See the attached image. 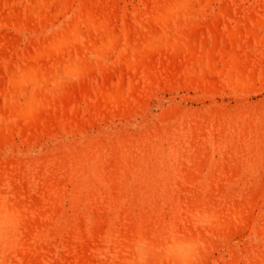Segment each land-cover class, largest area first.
<instances>
[{
    "label": "rangeland",
    "instance_id": "rangeland-1",
    "mask_svg": "<svg viewBox=\"0 0 264 264\" xmlns=\"http://www.w3.org/2000/svg\"><path fill=\"white\" fill-rule=\"evenodd\" d=\"M161 1L0 0V127L3 125V132L0 131V134L3 133L0 138V264H129V255L137 259V263L132 260L131 264H264L261 263L264 262V0H194V10H184L186 13H180V21L172 18L168 22L155 14ZM87 3L89 9L82 5ZM29 5L37 7L26 11ZM88 13L97 21L104 20V23L101 22L96 27L97 30L89 19L87 23L82 22L83 18L85 20L88 17ZM104 15L111 16L108 19ZM71 16L76 20L72 22ZM75 23L81 34L79 41L57 50L59 53L54 51L50 54L51 57L46 52L43 57H35V48L43 49L46 43L61 35L69 27L68 24ZM107 31L112 36L119 34L118 38H112L114 43L119 42H116L115 47L110 43L112 36ZM91 35L93 40L96 36L97 49L91 43ZM101 37L109 38L106 42L109 45L102 43ZM90 47L94 49L91 50ZM32 52L34 56H31ZM89 57L93 64L90 63L94 65L91 72L85 68H93L85 62L89 63ZM58 61H62L60 66ZM68 61L75 67L82 64L84 69L70 73L62 66ZM97 61L102 65L98 66ZM127 61L135 64L130 62L129 65ZM20 65L28 66L33 72L38 71L39 76L44 77L43 85L35 86L21 78L14 80L10 75L14 71L19 73L22 69ZM51 67L56 75H51ZM9 68L12 70L9 71ZM46 69L47 72H44ZM42 72L52 79L47 77L49 79L45 81V74ZM119 85L123 86L122 96L119 98L104 92L113 91ZM34 88L38 91L37 94L32 92L35 91ZM53 93L56 99L53 98ZM6 94L13 98L6 101ZM25 96H32L35 113H42L38 115V124L35 115L30 118L16 116L13 108L18 103V108L22 106ZM43 99L45 103L42 102ZM4 101L14 105L11 104L10 108ZM9 111L12 113L9 114ZM10 121L14 128L9 124ZM21 124H26L24 130L20 129ZM195 158L197 162L205 161L202 165L200 163V168H195ZM222 163L226 164L223 166ZM217 171L219 172L216 173ZM185 176H190L189 181ZM105 177L113 180V184ZM111 189L113 192H110ZM249 195L252 198L249 199ZM34 201L40 203L36 205ZM16 202L21 206L18 207ZM247 207L251 213H247ZM212 208L219 209V212H214ZM240 208L244 211L240 212ZM43 209H46L45 212ZM39 210L43 212H38ZM20 214L23 215L22 218ZM244 214L248 220L242 217ZM93 215H98V220ZM224 216L229 222L234 220L231 228ZM230 216L232 219H229ZM24 218L27 221L23 222ZM222 219L225 220L224 225ZM102 221L104 224L99 227ZM27 224L31 231H28ZM214 224L219 228H214ZM90 225L95 227L96 234L93 233L94 227ZM238 225L239 228L236 227ZM100 228L103 231L101 233ZM179 235L182 238L189 237L190 239L186 240V237L185 240L191 241L190 245L193 244L194 250L172 247L180 239ZM152 237L156 239L153 240ZM196 242L200 247L197 248ZM147 243L148 247L143 250ZM16 247L21 252L18 253ZM149 247L150 251H147ZM174 248L179 250V254L181 251L186 254L185 257L191 251V257L185 260L182 255L183 258L178 259L171 255ZM84 252L94 259H88L85 255L81 257ZM179 254L176 255L179 257Z\"/></svg>",
    "mask_w": 264,
    "mask_h": 264
},
{
    "label": "bare ground",
    "instance_id": "bare-ground-1",
    "mask_svg": "<svg viewBox=\"0 0 264 264\" xmlns=\"http://www.w3.org/2000/svg\"><path fill=\"white\" fill-rule=\"evenodd\" d=\"M34 1H35V0H34ZM36 1H37V0H36ZM49 1H50V0H49ZM56 1H57V0H56ZM63 1H64V0H63ZM193 1H194V0H162V1L157 5V8H156V9H157V12H155V14H156V16H158V17H159V16L164 17V18H165V21H167V22L169 21V19H172V18H173V19L175 18V20H179V21H180L181 19H180L179 17H181V16H180V15H181L180 13H181L182 11H183V12H184V10H191V11H192V10H194V8L196 7L195 1H194V2H193ZM86 2H87V1H86ZM68 4H69V3H68ZM194 4H195V5H194ZM35 5H38V2H35ZM35 5H34V6H30V5H29L30 8L28 7V8L26 9V11H27L28 9H31V7H32V10H33V9H36L35 7H37V6H35ZM62 5H63V3H62ZM82 5H85L88 9L90 8V7L87 6L88 3H87V4H82ZM89 5H91V4H89ZM64 6H66V5H64ZM38 7H39V6H38ZM92 7H94V6H92ZM92 7H91V8H92ZM95 7H97V5H95ZM103 8H104V7H103ZM154 8H155V6H154ZM80 9H81V8H80ZM82 9H83V8H82ZM95 9L97 10L98 7L95 8ZM95 9H94V10H95ZM107 9H108V8H107ZM107 9H106V11H107ZM152 10H153V9H152ZM91 11H92V9H91ZM91 11H90V13H91ZM85 12H86V9H85ZM87 12H88V11H87ZM94 12H96V11H94ZM38 13H39V12H38ZM83 13H84V10H83ZM152 13H153V11H152ZM184 13H186V12H184ZM188 13H189V12H188ZM192 13H193V12H192ZM88 14H89V13H88ZM95 14H96V13H95ZM102 14H103V13H102ZM105 14H106V13H105ZM74 15H75V14H74ZM79 15H80V14H79ZM98 15H99V14H98ZM148 15H149V14H148ZM91 16H92V13H91ZM91 16H90V14H89L87 18L85 17V20H86V19H87V20L85 21L84 18H83L82 22L87 23V21L89 22V20H90V22H92V23L94 24V25H93L94 28L97 30L96 27H97L98 25H101V22H103L104 20H103V21H99V20H98V21L100 22V23L98 24V23H97V22H98L97 19H96V18H93V17H91ZM93 16H94V15H93ZM104 16H105V17H108V19H109V17H110L111 15H109V16L104 15ZM184 16H185V15H184ZM71 17H72V16H71ZM100 17H101V16H100ZM188 17H189V16H188ZM74 18H75V17H74ZM74 18L72 17V18H70V20H72V22H73L74 20H76V19H74ZM101 18H102V17H101ZM81 19H82V18H81ZM88 19H89V20H88ZM99 19H100V18H99ZM100 20H101V19H100ZM107 22H108V20H107ZM95 23H96V24H95ZM103 23H104V22H103ZM103 23H102V25H103ZM78 24H79V23H78ZM68 25H69V27H67V29L64 30L63 33H62L61 35H59L55 40H54V39H53V41L50 40V42H49L48 44L45 42V43H46V46L43 47V49H41L40 47L35 48V49H36V51H35V53H36L35 55H36V56H35V57H37V56L39 57L40 55H41V57H43V56H44V52L48 53L49 56H50V54H51V53H54V51H57V50H59V49L62 50V49H64V48H66V47L68 46V44H70L71 42L79 41V40H80V37H81V34H80V32H79V31H80V30H79V26L76 25V23H75L76 26L73 25V24H71V25L68 24ZM89 25H90V23H89ZM107 25H108V24H107ZM93 26H92V27H93ZM77 27H78V29H77ZM85 27H86V26H85ZM98 27H99V26H98ZM104 27H105V26H103V28H104ZM108 27H109V26H108ZM88 28H89V30L91 29L90 27H88ZM78 30H79V31H78ZM98 30H99V28H98ZM108 30H109V28H108ZM81 31H82V30H81ZM90 31H91V30H90ZM112 31H114V30L112 29ZM107 32H108V31H107ZM81 33H82V32H81ZM91 33H92V32H91ZM105 33H106V32H105ZM82 34H83V33H82ZM107 34L109 35V32H108ZM111 34H112V33H111ZM113 34H114V33H113ZM88 35H89V34H88ZM104 35H106V34H104ZM83 36H84V35H83ZM99 36H103V35L99 34ZM109 36H112V35H109ZM109 36H108V37H109ZM113 37L118 38V37H119V34H114L110 39L107 38V37H105V38H104V37H103V38L101 37L102 39H100V40H101L102 43H105V44H106V42H107L108 39H109V40L112 41V42H110V43H111L112 45L114 44V47H115V44H116V42H118V41H115V43H114V41H113L114 39H112ZM89 38L92 39V35L89 36ZM89 38H88V39H89ZM98 38H99V37H98ZM85 39H86V38H85ZM95 40H96V36H95V39H94V40L92 39V42H91V43H94V45L96 44V41H97V40H96V41H95ZM118 40H119V39H118ZM93 41H94V42H93ZM97 42H98V41H97ZM84 43H85V42H84ZM118 43H119V42H118ZM97 44H98V43H97ZM97 44H96V45H97ZM94 45L91 44V46H94ZM96 45L94 46L95 48H96ZM99 45H100V44H99ZM99 45H98V46H99ZM106 45H109V42H108V44H106ZM94 47H90V49L92 50V49H94ZM112 47H113V46H112ZM39 48H40V49H39ZM123 48H124V47H123ZM96 49H97V48H96ZM70 50H71V49H70ZM79 50H80V49H79ZM81 50H82V49H81ZM71 51H72V50H71ZM94 51H95V50H94ZM57 52H58V51H57ZM77 52H78V51H77ZM79 52H80V51H79ZM42 53H43V55H42ZM58 53H59V52H58ZM33 54H34V52H32L31 56H34ZM100 54H101V53H100ZM53 55H54V54H53ZM106 55H108V54H106ZM58 56H59V55H58ZM50 57H51V56H50ZM89 58H90V57H89ZM68 59H69V58H68ZM81 59H82V58H81ZM60 60H61V59H60ZM62 60H63V59H62ZM69 60H70V59H69ZM100 60H101V59L99 58L98 61H100ZM127 60H128V59H127ZM133 60H134V59H133ZM64 61H65V60H64ZM80 61H81V60H80ZM82 61H83V60H82ZM91 61H92V60H91V58H90L89 63H87V61H85V62H86L87 65L90 64V65L92 66L93 62H91ZM98 61H97V63H98V66H99L100 62H98ZM210 61H211V59H210ZM54 62H55V61H54ZM58 62H59V61H58ZM60 62H62V61H60ZM60 62H59V64H58L59 66H60ZM68 62H69V63L62 64V66H64L65 69H67V71H69L70 73H75V72H77V71L80 72V70L82 71V69H84L81 63H80L81 65L78 64V65H76L77 67H75L72 63H70V61H68ZM74 62H75V61H74ZM85 62H84V63H85ZM90 62H91L92 64H91ZM103 62H105V61H103ZM130 62H132V64H135L133 61H127V63H128L129 65H130ZM136 62H137V60H136ZM76 63H77V61H76ZM84 63H83V64H84ZM95 63H96V62H95ZM232 63H233V61H232ZM86 64H84V65H86ZM207 64H208V63H207ZM72 65H73V66H72ZM87 65H86V66H87ZM90 65H89V66H90ZM100 65H102V64H100ZM209 65H210V63H209ZM234 65H237V63L234 62ZM20 66L22 67V69H21V67H20L21 70H20L19 73H15V71H14L11 75L9 74L14 80H17V79L21 78V79H23L24 82H26V83H33L35 86H40L41 84L43 85V83H42V77H43V76H42V77L39 76L38 71L33 72V71H31V70L29 69L28 66H26V67H23L22 65H20ZM93 66H94V65H93ZM93 66H92V67H93ZM33 67H34V66H33ZM57 67H58V66H57ZM57 67H56V69L58 70L59 68H57ZM85 68L88 69V70H87L88 72H91V69H92V70L94 69V67H93V68H90V69H89V67H85ZM37 69H38V68H37ZM52 69H53V68L51 67V69H50V73L52 72L51 75L54 74L53 71H52ZM79 69H80V70H79ZM8 70L10 71V70H12V68H9ZM13 70H14V69H13ZM57 70H56V71H57ZM59 70H60V69H59ZM59 70H58V71H59ZM89 70H90V71H89ZM58 71H57V72H58ZM83 71H84V70H83ZM17 72H18V71H17ZM44 72H47V69H46ZM44 72H42V73H43V75L45 74V78H46L45 81H48V79H49L51 76H49L48 74H46V73H44ZM57 72H55V73H57ZM8 73H9V72H8ZM59 73H61V72L59 71ZM81 73H82V72H81ZM61 74H62V73H61ZM54 75H56V74H54ZM79 76H80V74H79ZM47 77H49V78L47 79ZM55 77H56V76H55ZM43 78H44V77H43ZM51 79H52V77H51ZM59 80H61V78H59ZM53 82H54V81H53ZM55 82L57 83V80H56ZM59 82H60V81H59ZM46 83H47V82H46ZM67 83H68V82H67ZM120 84H123V83H120ZM42 85H41V86H42ZM44 85H45V84H44ZM45 86H46V85H45ZM20 87H21V86H20ZM20 87H19V88H20ZM43 87H44V86H43ZM115 87H116V86H115ZM122 87H123V86L119 85L118 87H116L115 90L112 89L113 91H110V92H109L108 90H105L104 92H108V93H107L108 95L111 94V95H113L115 98H119V96L122 94V89H123ZM40 89H42V88H40ZM10 90H11V89H10ZM34 90H35V91L32 90V92H35V93L37 94L38 91H36V88H34ZM51 90H53V89H51ZM103 90H104V89H103ZM6 91H7V90H6ZM25 91H26V90H25ZM49 91H50V89H49ZM101 91H102V90H101ZM7 92H8V91H7ZM16 92H17V91H16ZM53 92H54V91H53ZM13 93H14V95H15V92H13ZM13 93H12V94H13ZM21 93H22V92H21ZM44 93H47V92H44ZM57 93H58V92H57ZM128 93H129V92H128ZM128 93H127V95H128ZM49 94H50V93H48V95L46 94L47 97H48L47 102L50 100V99H49ZM96 94H97V93H96ZM107 94H106V95H107ZM10 95H11V94H10ZM40 95H41V94H40ZM5 96L7 97V98H6V101H7L8 99L10 100V98H13V96H9V94H6ZM21 96H22V95H21ZM43 96H44V95H43ZM102 96H104V95L102 94ZM113 96H112V97H113ZM121 96H122V95H121ZM18 97H19V96H18ZM26 97H27V98H26ZM31 97H32V96H31ZM31 97L25 96V97H24L25 99H24V101H23L24 104L18 108V106H19L18 104H19V103H18V104L15 103V104H17V106L14 107L13 109L16 111V116H17V115H20V117H22V115H23V116H25V117L28 116V118H30V116H34V115H35L34 117L36 118V119H35V120H36V124H38L39 116H40L42 113H41L40 111H38V108H37V111L40 112L41 114L39 115V114L35 113V110H34V109H35V106H34V102H35V101H32V98H31ZM44 97H45V96H44ZM47 97H46V98H47ZM54 97H55V95H54V93H53V98H54ZM104 97H106V96H104ZM40 98H41V97H40ZM115 98H114V99H115ZM14 99H15V97H14ZM19 99H20V98H19ZM55 99H56V97H55ZM55 99H54V100H55ZM43 100H44V101H42V102L45 103V99H43ZM120 100H121V99H120ZM6 101H4V103H6ZM111 101H112V100H111ZM121 101H122V100H121ZM116 102H117V101H116ZM48 103H49V102H48ZM117 103H118V102H117ZM11 104L14 105L12 102H10V105L8 104V102L6 103L7 106L9 105L8 107H10ZM20 105H21V104H20ZM37 105H38V104H37ZM42 106H43V105H42ZM49 106H50V105H49ZM261 106H262V105H261ZM0 107H1V106H0ZM4 107H6V106L4 105ZM55 107H57V105H55ZM10 108H11V107H10ZM50 108H51V107H49V109H50ZM255 108H256V107H255ZM255 108H254V109H255ZM258 108H259V107H258ZM16 109H17V110H16ZM44 109H45V108H44ZM10 110L12 111V109H10ZM14 110H13V114H14ZM39 110L42 111L43 109H40V108H39ZM45 110H46V109H45ZM55 110H56V109H55ZM167 110H168V109H167ZM1 111H2V110H1ZM5 111H6V109L4 108L3 112H5ZM11 111H9V112H10L9 114L12 113ZM49 111H50V110H49ZM57 111H58V108H57ZM57 111H55V112H57ZM247 111H248V110H247ZM55 112H54V114H56ZM258 112H260V110H258ZM57 113H58V112H57ZM256 113H257V112H256ZM261 113H262V112H261ZM13 114H12V115H13ZM163 114H165V112H163ZM166 114H167V113H166ZM248 114H249V113H248ZM252 114H253V113H252ZM258 114H259V113H258ZM1 115H2V114H1ZM4 115H5V113H4ZM14 115H15V114H14ZM38 115H39V116H38ZM56 115H57V114H56ZM56 115H55V117H56ZM168 115H169V114H168ZM168 115H167V116H168ZM259 115H260V114H259ZM263 115H264V114H263ZM207 116H208V115H207ZM218 116H219V115H218ZM239 116H240V115H239ZM5 117H6V116H5ZM46 117H47V116L45 115V119H46ZM163 117H165V115H164ZM202 117H203V116H202ZM231 117H232V116H231ZM17 118H18V116H17ZM191 118H192V117H191ZM191 118H190V119H191ZM211 118H212V117H211ZM222 118H223V117H222ZM245 118H246V117H245ZM231 119H232V118H231ZM256 119H257V118H256ZM46 120H47V119H46ZM196 120H197V119H196ZM207 120H208V118H207ZM207 120H206V122H207ZM228 120H229V119H228ZM240 120H241V119H240ZM243 120H244V119H243ZM247 120H248V119H247ZM254 120H255V119H254ZM258 120H259V119H258ZM0 121H1V120H0ZM28 121H29V120L27 119V124L29 123ZM42 121L44 122V120H42ZM203 121H204V120H203ZM214 121H216V120H214ZM255 121H256V120H255ZM1 122H2V121H1ZM7 122H8V121H7ZM7 122H6V123H7ZM19 122H20V121H19ZM34 122H35V121H34ZM187 122H188V121H187ZM197 122H198V121H197ZM223 122H224V121H223ZM244 122H245V121H244ZM259 122H260V121H259ZM261 122H262V121H261ZM189 123H190V122H189ZM195 123H196V122H195ZM229 123H230V121H229ZM9 124L12 125L11 121H10ZM31 124H32V123H31ZM190 124H191V123H190ZM203 124H204V123H203ZM205 124H206V123H205ZM209 124H210V123H209ZM220 124H221V123H220ZM235 124H237V123H235ZM11 125H10V126H11ZM19 125H20V124H19ZM21 125H22V124H21ZM25 125H26V124H25ZM25 125H22L23 128H22V126H20V127H21L20 129H23V130H24L25 127H26ZM186 125H187V123H186ZM195 125H196V124H195ZM210 125H211V124H210ZM229 125H230V124H229ZM237 125H238V124H237ZM237 125H236V126H237ZM247 125H248V124H247ZM255 125H256V124H255ZM31 126H32V125H31ZM34 126H35V125H34ZM36 126H37V125H36ZM183 126H184V125H183ZM202 126H203V125H202ZM240 126H241V125H240ZM5 127H6V126H5ZM11 127H13V125H12ZM212 127H213V126H212ZM222 127H223V126H222ZM229 127H230V126H229ZM229 127H228V128H229ZM255 127H256V126H255ZM261 127H262V126H261ZM13 128H14V127H13ZM188 128H189V127H188ZM191 128H192V127H191ZM191 128H189V129H191ZM196 128H198V127H196ZM208 128H209V127H208ZM208 128H207V129H208ZM236 128H238V127H236ZM240 128H241V127H240ZM257 128H258V127H257ZM1 129H3V125H2V124H1V127H0V131H1ZM7 129H8V128H7ZM7 129H6V130H7ZM176 129H177V128H176ZM181 129H182V128H181ZM248 129H249V127H248ZM23 130H22V131H23ZM158 130H159V129H158ZM194 130H195V129H194ZM194 130H193V131H194ZM199 130H200V129H199ZM199 130H198V132H199ZM226 130H227V129H226ZM226 130H225V131H226ZM235 130H236V129H235ZM238 130H239V129H238ZM242 130H243V129H242ZM10 131H12V130H10ZM164 131H165V129H164ZM189 131H190V130H188V132H189ZM195 131H196V130H195ZM200 131H201V130H200ZM248 131H249V130H248ZM251 131H252V128H251ZM1 132H3V131H1ZM12 132H13V131H12ZM167 132H168V131H167ZM185 132H187V131H185ZM208 132H209V130H208ZM218 132H220V131H218ZM232 132H233V129H232ZM246 132H247V131H246ZM246 132H245V133H246ZM252 132H253V131H252ZM20 133H21V132H20ZM23 133H24V131H23ZM241 133H242V132H241ZM241 133H240V134H241ZM257 133H258V132H257ZM263 133H264V132H263ZM2 134H3V133L0 134V135H1L0 138H2ZM6 134H8V133H6ZM198 134H199V133H198ZM198 134H197V135H198ZM237 134H238V133H237ZM250 134H251V133H250ZM157 135H158V134H157ZM189 135H190V134H189ZM193 135H195V133H193ZM193 135H192V136H193ZM213 135H214V134H213ZM226 135H227V133H226ZM229 135H230V134H229ZM245 135H247V134H245ZM163 136H164V135H163ZM185 136H186V135H185ZM203 136H205V135L203 134ZM224 136H225V135H224ZM233 136H234V134H233ZM243 136H244V135H243ZM261 136H262V135H261ZM182 137H183V136H182ZM190 137H191V136H190ZM193 137H194V136H193ZM211 137H212V136H211ZM211 137H210V138H211ZM214 137H215V136H214ZM219 137H220V136H219ZM226 137H227V136H226ZM226 137H225V138H226ZM248 137H249V135H248ZM248 137H247V138H248ZM255 137H256V136H255ZM257 137H258V136H257ZM188 138H189V137H188ZM196 138H197V137H196ZM229 138H230V137H229ZM239 138H240V137H239ZM247 138H246V139H247ZM259 138H260V137H258V139H259ZM125 139H126V138H125ZM130 139H131V138H130ZM173 139H174V138H173ZM182 139H183V138H182ZM184 139H186V137H185ZM190 139H191V138H190ZM197 139H199V141H200V138H199V137H198ZM215 139H217V138H215ZM237 139H238V137H237ZM244 139H245V138H244ZM244 139H243V140H244ZM261 139H262V138H261ZM263 139H264V138H263ZM128 140H129V139H128ZM132 140H133V139H132ZM186 140H188V139H186ZM219 140H221V139H219ZM223 140H226V139H223ZM241 140H242V139H241ZM120 141H121V140H120ZM130 141H131V140H130ZM182 141H183V140H182ZM189 141H190V140H189ZM193 141H194V140H193ZM195 141H196V140H195ZM197 141H198V140H197ZM212 141H213V140H212ZM212 141H211V142H212ZM226 141H228V140H226ZM226 141H225V142H226ZM203 142H204V141H203ZM221 142H222V141H221ZM252 142H253V141H252ZM118 143H119V142H118ZM123 143H124V142H123ZM182 143H183V142H182ZM190 143H192V142H190ZM196 143H198V142H196ZM196 143H195V144H196ZM204 143H205V142H204ZM213 143H214V142H213ZM216 143H217V142H216ZM218 143H219V142H218ZM230 143H233V142L230 141ZM236 143H238V142H236ZM254 143H255V141H254ZM258 143H259V142H258ZM113 144H114V143H113ZM138 144H139V143H138ZM184 144H185V142H184ZM240 144H241V142H240ZM244 144H246V142H245ZM249 144H250V143H249ZM129 145H130V144H129ZM142 145H143V144H142ZM144 145H145V144H144ZM144 145H143V146H144ZM177 145H178V144H177ZM188 145H189V144H188ZM196 145H197V144H196ZM200 145H201V144H200ZM205 145H206V144H205ZM205 145H204V146H205ZM214 145H215V144H214ZM230 145H231V144H230ZM234 145H235V144H234ZM252 145H253V144H252ZM257 145H258V144H257ZM110 146H111V145H110ZM114 146H115V145H114ZM125 146H126V144H125ZM132 146H133V145H132ZM134 146H135V145H134ZM139 146H140V145H139ZM164 146H165V145H164ZM193 146H194V145H193ZM202 146H203V145H202ZM210 146H211V145H210ZM217 146H218V145H217ZM219 146H220V145H219ZM239 146H241V145H239ZM247 146H248V145H247ZM105 147H107V146H105ZM126 147H127V146H126ZM128 147H129V146H128ZM135 147H137V146H135ZM146 147H147V146H146ZM173 147H174V146H173ZM232 147H233V146H232ZM235 147H236V146H235ZM259 147H261V146H259ZM110 148H111V147H110ZM110 148H109V149H110ZM112 148H113V146H112ZM121 148H122V147H121ZM138 148H139V147H138ZM147 148H148V147H147ZM150 148H151V147H150ZM177 148H178V147H177ZM181 148H182V146H181ZM186 148H187V147H186ZM218 148H219V147H218ZM240 148H241V147H240ZM252 148H253V147H252ZM129 149H130V148H129ZM184 149H185V146H184ZM204 149H206V148H204ZM227 149H228V148H227ZM241 149H242V148H241ZM110 150H111V149H110ZM116 150H117V149H116ZM139 150H140V149H139ZM178 150H179V149H178ZM182 150H183V149H182ZM207 150H208V149H207ZM237 150H238V149H237ZM111 151H112V150H111ZM117 151H118V150H117ZM130 151H131V150H130ZM189 151H192V150H189ZM194 151H196V150L194 149ZM201 151H203V150H201ZM218 151H219V150H218ZM246 151H247V150H246ZM261 151H262V150H261ZM65 152H66V151H65ZM123 152H124V151H123ZM127 152H128V151H127ZM140 152H141V150H140ZM146 152H147V151H146ZM152 152H153V151H152ZM207 152H208V151H207ZM224 152H225V151H224ZM242 152H243V151H242ZM242 152H241V153H242ZM248 152H249V151H248ZM254 152H255V151H254ZM257 152H258V151H256V153H257ZM148 153H149V152H148ZM179 153H180V152H179ZM230 153H231V152H230ZM237 153H238V151H237ZM241 153H240V154H241ZM106 154H108V153H106ZM127 154H128V153H127ZM182 154H183V153H182ZM188 154H189V152H188ZM224 154H225V153H224ZM224 154H223V155H224ZM240 154H239V155H240ZM242 154H243V153H242ZM79 155H80V154H79ZM149 155H150V153H149ZM180 155H181V154H180ZM189 155H191V153H190ZM193 155H194V154H193ZM205 155H208V154L205 153ZM249 155H251V153H250ZM66 156H67V155H66ZM68 156H69V155H68ZM174 156H175V155H174ZM196 156H197V155H195V157H196ZM228 156H229V155H228ZM232 156H233V155H232ZM232 156H230V157H232ZM236 156H237V155H236ZM236 156H234V157H236ZM240 156H241V155H240ZM244 156H245V155H244ZM246 156H247V155H246ZM252 156H253V154H252ZM260 156H261V155H260ZM73 157H74V156H73ZM122 157H123V156H122ZM176 157H177V156H176ZM185 157H186V156H185ZM197 157H198V156H197ZM204 157H206V156H204ZM226 157H227V156H226ZM248 157H249V156H248ZM123 158H124V157H123ZM146 158H148V157H146ZM165 158H166V157H165ZM190 158H191V156H190ZM190 158H189V159H190ZM210 158H211V157H210ZM254 158H255V157H254ZM81 159H82V158H81ZM115 159H116V158H115ZM174 159H177V158H174ZM181 159L183 160L182 157H181ZM184 159H185V158H184ZM189 159H188V160H189ZM202 159H203V158H202ZM205 159H206V158H205ZM221 159H222V158H221ZM238 159H239V158H238ZM245 159H247V158H245ZM248 159H249V158H248ZM258 159H259V158H258ZM47 160H48V159H47ZM47 160H46V161H47ZM126 160H127V158H126ZM182 160H181V161H182ZM192 160H193V159H192ZM192 160H191V161H192ZM194 160L196 161V162H195V163H196V164H195V168H200V163H201V165H202V164L205 162V161H204V162H197L196 158H195ZM199 160H200V158H199ZM199 160H198V161H199ZM208 160H209V159H208ZM228 160H229V159H228ZM241 160H242V159H241ZM249 160H250V159H249ZM262 160H263V158H262ZM63 161H64V160H63ZM69 161H70V160H69ZM81 161H82V160H81ZM101 161H102V160H101ZM127 161H128V160H127ZM177 161H178V160H177ZM177 161H176V162H177ZM186 161H187V160H186ZM230 161H232V160H230ZM235 161H236V160H235ZM235 161H234V162H235ZM237 161L239 162V160H237ZM263 161H264V160H263ZM125 162H126V161H125ZM174 162H175V161H174ZM193 162H194V161H193ZM214 162H215V161H214ZM238 162H237V163H238ZM240 162H241V161H240ZM62 163H63V162H62ZM79 163H80V162H79ZM177 163H178V162H177ZM177 163H176V164H177ZM183 163H184V162H183ZM189 163H190V162H189ZM191 163H192V162H191ZM191 163H190V164H191ZM217 163H218V162H217ZM227 163H228V161H227ZM237 163H236V165H237ZM248 163H249V162H248ZM49 164H50V163H49ZM80 164H81V163H80ZM103 164H104V163H103ZM118 164H119V163H118ZM185 164H186V163H185ZM215 164H216V163H215ZM219 164H221V163L219 162ZM222 164H223V166H224L226 163H225V164L222 163ZM230 164H231V163H230ZM233 164H234V163H233ZM246 164H247V163H246ZM251 164H252V163H251ZM113 165H114V164H113ZM172 165H173V164H172ZM193 165H194V163H193ZM216 165H217V164H216ZM236 165H235V166H236ZM255 165H256V162H255ZM22 166H23V165H22ZM48 166H49V165H48ZM65 166H66V165H65ZM104 166H105V165H104ZM104 166H103V167H104ZM111 166H112V165H111ZM119 166H120V165H119ZM184 166H185V165H184ZM190 166H191V165H190ZM214 166H215V165H214ZM217 166H218V165H217ZM233 166H234V165H233ZM256 166H257V165H256ZM263 166H264V165H263ZM63 167H64V166H63ZM122 167H123V164H122ZM174 167H176V166H174ZM180 167H181V165L179 166V168H180ZM182 167H183V166H182ZM192 167H194V166H192ZM237 167H239V165H237ZM243 167H244V166H243ZM261 167H262V166H261ZM41 168H42V167H41ZM70 168H71V167H70ZM179 168H178V169H179ZM183 168H184V167H183ZM213 168H214V167H213ZM225 168H226V167H225ZM232 168H233V167H232ZM252 168H253V167H252ZM262 168H263V167H262ZM1 169H2V168H1ZM14 169H15V168H14ZM57 169H58V168H57ZM84 169H85V168H84ZM87 169H88V168H87ZM117 169H118V168H117ZM229 169H230V168H229ZM241 169H242V168H241ZM246 169H247V168H246ZM255 169H256V167H255ZM263 169H264V168H263ZM104 170H105V169H104ZM115 170H116V169H115ZM176 170H177V169H176ZM182 170H183V169H182ZM187 170H188V169H187ZM215 170H217V167H216ZM223 170H226V169H223ZM233 170H234V169H233ZM233 170H232V171H233ZM235 170H236V167H235ZM235 170H234L233 172H235ZM257 170H258V168H257ZM76 171H77V170H76ZM119 171H120V170H119ZM170 171H171V170H170ZM232 171H230V172L233 173ZM241 171H242V170H241ZM0 172H1V171H0ZM59 172H60V171H59ZM83 172H84V171H83ZM95 172H96V171H95ZM102 172H103V171H102ZM124 172H125V171H124ZM176 172H177V171H176ZM212 172H213V169H212ZM218 172H219V171H217L216 173H218ZM236 172H238V170H237ZM50 173H51V172H50ZM103 173H104V172H103ZM103 173H102V174H103ZM112 173H114V170H113ZM183 173H184V172H183ZM201 173H202V172H201ZM209 173H211V172H209ZM209 173H208V174H209ZM228 173H229V172H228ZM231 173H230V174H231ZM258 173H259V172H258ZM53 174H54V173H53ZM87 174H88V172H87ZM212 174H213V173H212ZM214 174H215V173H214ZM234 174H235V173H234ZM245 174H246V173H245ZM24 175H25V174H24ZM42 175H43V174H42ZM48 175H49V174H48ZM54 175H55V174H54ZM72 175H74V174H72ZM178 175H179V174H178ZM180 175H181V174H180ZM188 175H189V174H188ZM238 175H239V174H238ZM254 175H255V174H254ZM256 175H258V174H256ZM259 175H260V174H259ZM43 176H44V175H43ZM83 176H84V175H83ZM97 176H98V175H97ZM102 176H103V175H102ZM108 176H110V175H108ZM161 176H162V175H161ZM183 176H184V175H183ZM183 176H182V177H183ZM227 176H228V175H227ZM227 176H226V178H227ZM116 177H117V176H116ZM170 177H171V176H170ZM186 177H187V176H185V179L189 181L190 176L188 177L189 179L186 178ZM196 177H198V175H197ZM213 177H214V176H213ZM222 177H223V174H222ZM252 177H253V176H252ZM260 177H261V176H260ZM40 178H41V177H40ZM86 178H89V177H86ZM97 178H98V177H97ZM105 178L109 179V181H110V178H108V177H105ZM117 178H118V177H117ZM139 178H140V177H139ZM174 178H175V177H174ZM202 178H203V177H202ZM209 178H210V177H209ZM233 178H234V177H233ZM241 178H242V177H241ZM241 178H240V179H241ZM248 178H249V177H248ZM257 178H258V177L256 176V179H257ZM47 179H48V178H47ZM54 179H55V178H54ZM120 179H121V177H120ZM123 179H124V178H123ZM151 179H152V178H151ZM171 179H172V178H171ZM175 179H176V178H175ZM177 179H178V177H177ZM177 179H176V180H177ZM181 179H182V178H181ZM183 179H184V178H183ZM200 179H201V178H200ZM229 179H230V178H229ZM243 179H244V178H243ZM254 179H255V178H254ZM260 179H261V178H260ZM42 180H43V179H42ZM45 180H46V179H45ZM88 180H89V179H88ZM90 180H91V178H90ZM136 180H137V179H136ZM261 180H262V179H261ZM49 181H50V180H49ZM53 181H54V180H53ZM57 181H58V180H57ZM120 181H121V180H120ZM129 181H130V180H129ZM194 181H195V180H194ZM212 181H213V180H212ZM250 181H251V180H250ZM254 181H255V180H254ZM100 182H101V180H100ZM110 182H112V184H113V180H111ZM115 182H117V181H115ZM215 182H216V181H215ZM230 182H232V181H230ZM244 182H245V181H244ZM34 183H35V182H34ZM40 183H41V182H40ZM54 183H55V182H54ZM58 183H59V182H58ZM105 183H106V182H105ZM246 183H247V182H246ZM41 184H42V183H41ZM45 184H46V183H45ZM56 184H57V183H56ZM94 184H96V183H94ZM112 184H110V185H112ZM173 184H174V183H173ZM251 184H252V182H251ZM251 184H249V185H251ZM260 184H261V183H260ZM42 185H43V184H42ZM76 185H77V184H76ZM82 185H83V184H82ZM85 185H86V184H85ZM107 185H108V183H107ZM130 185H131V184H130ZM169 185H170V184H169ZM244 185H245V184H244ZM256 185H257V183H256ZM46 186L48 187L49 184H46ZM59 186H60V185H59ZM96 186H97V185H96ZM102 186H103V185H102ZM104 186H105V185H104ZM112 186H113V185H112ZM124 186H125V185H124ZM164 186H165V185H164ZM176 186H177V184H176ZM259 186H260V185H258V187H259ZM76 187H77V186H76ZM76 187H75V188H76ZM86 187H87V186H86ZM92 187H93V186H92ZM110 187H111V186H110ZM110 187H109V188H110ZM115 187H116V186H115ZM160 187H161V186H160ZM220 187H221V186H220ZM249 187H251V186H249ZM256 187H257V186H256ZM256 187H255V188H256ZM129 188L132 189V187H129ZM129 188H128L127 190H129ZM152 188H153V187H152ZM184 188H185V187H184ZM218 188H219V187H218ZM240 188H242V186H241ZM80 189H82V188H80ZM87 189H89V188L87 187ZM103 189H104V188H103ZM123 189H125V188H123ZM186 189H187V188H186ZM193 189H194V188H193ZM247 189H248V187H247ZM57 190H58V188H57ZM90 190H92V189H90ZM121 190H122V189H121ZM132 190H133V189H132ZM209 190H210V189H209ZM223 190H224V189H223ZM249 190H251V189H249ZM255 190H256V189H255ZM255 190H254V191H255ZM1 191H2V190H1ZM45 191H46V190H45ZM81 191H82V190H81ZM95 191H96V190H95ZM97 191H99V189H98ZM100 191H102V189H100ZM111 191H112V189L110 190V192H111ZM239 191H241V190H239ZM258 191H260V190H258ZM261 191H262V190H261ZM58 192H59V191H58ZM74 192H75V191H74ZM88 192H89V190H88ZM92 192H94V191H92ZM112 192H113V191H112ZM122 192H123V191H122ZM122 192H121V193H122ZM132 192H133V191H132ZM132 192H131V193H132ZM159 192H160V190H159ZM245 192H246V191H245ZM245 192H244V195H245ZM249 192H250V191H249ZM249 192L247 191V193H249ZM256 192H257V190H256ZM256 192H254L255 195H256ZM40 193H41V192H40ZM47 193H48V192H47ZM79 193H80V191H79ZM104 193H105V192H104ZM114 193H115V192H114ZM145 193H147V192H145ZM240 193H241V192H240ZM240 193H239V194H240ZM62 194H63V193H62ZM102 194H103V192H102ZM115 194H116V193H115ZM224 194H225V193H224ZM232 194H233V193H232ZM234 194H235V193H234ZM2 195H3V194H2ZM103 195H104V194H103ZM110 195H111V194H110ZM120 195H121V194H120ZM126 195H127V194H126ZM130 195H132V194H130ZM166 195H167V194H166ZM244 195H243V196H244ZM250 195H251V194H250ZM250 195H249V199L252 198V196L250 197ZM49 196L51 197L50 194H49ZM89 196H90V195H89ZM89 196H88V197H89ZM94 196H95V195H94ZM104 196H105V195H104ZM104 196H103V197H104ZM114 196H115V195H114ZM116 196H117V195H116ZM116 196H115V197H116ZM141 196H142V195H141ZM147 196H148V195H147ZM162 196H163V195H162ZM167 196H168V195H167ZM167 196H166V197H167ZM236 196H237V193H236ZM243 196H241V197L243 198ZM257 196H258V195H257ZM259 196H260V195H259ZM44 197H45V196H44ZM59 197H60V196H59ZM85 197H86V196H85ZM105 197H106V196H105ZM134 197H135V196H134ZM232 197H233V196H232ZM238 197H239V196H238ZM253 197H254V199H255V196H253ZM6 198H8V197L6 196ZM9 198H11V197H9ZM54 198H55V196H54ZM79 198H80V196H79ZM98 198H100V197H98ZM117 198L119 199V197H117ZM127 198H128V197H127ZM131 198H132V197H131ZM55 199H56V198H55ZM60 199H61V198H60ZM63 199H64V198H63ZM83 199H84V197H83ZM85 199H86V198H85ZM90 199H91V198H90ZM94 199H95V198H94ZM96 199H97V198H96ZM123 199H124V198H123ZM146 199H147V198H146ZM152 199H153V198H152ZM188 199H189V198H188ZM213 199H214V198H213ZM231 199H232V198H231ZM233 199H234V198H233ZM240 199H241V198H240ZM246 199H247V198H246ZM254 199H253V200H254ZM18 200H19V199H18ZM50 200H52V199H50ZM111 200H112V197H111ZM121 200H122V199H121ZM131 200H132V199H131ZM170 200H171V199H170ZM223 200H224V199H223ZM235 200H236V199H235ZM9 201H10V200H9ZM19 201H20V200H19ZM32 201H33V200H32ZM35 201H36V199H35ZM35 201H34V203H35ZM59 201H60V200H59ZM102 201H103V199H102ZM106 201H107V200H106ZM113 201H114V200H113ZM118 201H119V200H118ZM155 201H156V200H155ZM155 201H154V202H155ZM232 201H233V200H232ZM247 201H248V200H247ZM250 201H251V200H250ZM258 201H259V200H258ZM21 202H22V201H21ZM24 202H25V201H24ZM51 202H52V201H51ZM116 202H117V201H116ZM122 202H123V200H122ZM122 202H121V203H122ZM134 202H135V201H134ZM185 202H186V201H185ZM230 202H231V201H230ZM260 202H261V201H260ZM2 203H3V202H2ZM18 203H19V202H18ZM22 203H23V202H22ZM32 203H33V202H32ZM36 203L39 204L40 201H39V203H38V202H36ZM36 203H35V204H36ZM46 203H47V202H46ZM54 203H55V202H54ZM85 203H87V202H85ZM89 203H90V202H89ZM99 203H100V202H99ZM102 203H103V202H102ZM119 203H120V202H119ZM119 203H118V204H119ZM140 203H142V202H140ZM222 203H223V202H222ZM225 203H226V201H225ZM237 203H238V202H237ZM243 203H245V202H243ZM252 203H253V202H252ZM15 204H17V202H16ZM24 204H25V203H24ZM29 204H31V203H29ZM37 204H36V205H37ZM52 204H53V203H52ZM97 204H98V203H97ZM112 204H113V203H112ZM116 204H117V203H116ZM116 204H115V205H116ZM238 204H239V203H238ZM258 204H259V203H258ZM7 205H8V204H7ZM17 205H18V204H17ZM19 205H20V204H19ZM19 205H18V207H19ZM36 205H35V206H36ZM87 205H88V204H87ZM92 205H94V204H92ZM125 205H126V204H125ZM128 205H129V204H128ZM229 205H230V204H229ZM229 205H228V206H229ZM244 205H246V204H244ZM15 206H16V205H15ZM20 206H21V205H20ZM29 206H32V205H29ZM29 206H28V207H29ZM110 206H111V205H110ZM198 206H199V204H198ZM213 206L215 207V205H213ZM223 206H224V205H223ZM246 206H247V205H246ZM246 206H244V207H246ZM252 206H253V205H252ZM25 207H26V206H25ZM52 207H53L54 209L57 208L56 205H55L56 208H55L54 206H52ZM107 207H108V206H107ZM129 207H130V206H129ZM136 207H137V206H136ZM209 207H210V206H209ZM216 207H217V206H216ZM242 207H243V206H242ZM242 207H241V208H242ZM249 207H250V206H249ZM249 207H247V209H249ZM26 208H27V207H26ZM92 208H93V207H92ZM109 208H110V207H109ZM118 208H119V207H118ZM154 208H155V207H154ZM169 208H170V207H169ZM200 208H201V207H200ZM234 208L236 209V205H235ZM241 208H240V210H241ZM87 209H88V207H87ZM101 209H102V208H101ZM137 209H138V207H137ZM144 209H145V208H144ZM212 209L214 210V212L217 210V209H214V208H212ZM225 209H227V208H225ZM229 209L231 210V208H229ZM8 210H9V209H8ZM44 210H46V209H43V211H44ZM56 210H57V209H56ZM81 210H82V209H81ZM122 210L124 211L123 207H122ZM197 210L200 211V209H197ZM202 210H203V209H202ZM205 210H206V209H205ZM218 210H219V209H218ZM218 210H217V211H218ZM221 210H222V209H221ZM238 210H239V208H238ZM242 210H243V209H242ZM242 210H241L240 212H243V211H244V210H243V211H242ZM245 210H246V209H245ZM21 211H22V210H21ZM43 211H42V210H39L38 212H41V213H42ZM78 211H79V210H78ZM93 211H94V210H93ZM107 211H108V210H107ZM114 211H115V210H114ZM207 211H209V209H208ZM235 211H237V210H235ZM258 211H259V210H258ZM22 212H23V211H22ZM32 212H33V211H32ZM44 212H45V211H44ZM79 212H80V211H79ZM105 212H106V211H105ZM128 212H129V211H128ZM138 212H139V211H138ZM174 212H175V211H174ZM218 212H219V211H218ZM225 212H226V211H225ZM228 212H229V211H228ZM230 212H232V211H230ZM245 212H246V211H245ZM245 212H244V213H245ZM248 212L251 213L250 209L247 210V213H248ZM254 212H255V211H254ZM20 213H21V212H20ZM88 213H89V212H87V214H88ZM90 213H91V212H90ZM93 213H94V212H93ZM100 213H101V212H100ZM102 213H103V212H102ZM116 213H117V212H116ZM122 213H123V212H122ZM129 213H130V212H129ZM139 213H140V212H139ZM193 213H194V212H193ZM252 213H253V212H252ZM91 214H92V213H91ZM95 214H96V213H95ZM112 214H113V213H112ZM134 214H135V213H134ZM143 214H144V213H143ZM200 214H201V213H200ZM211 214H212V213H211ZM213 214H214V213H213ZM228 214H229V213H228ZM258 214H259V213H258ZM20 215H21V214H20ZM45 215H46V214H45ZM107 215H109V214H107ZM115 215H116V214H115ZM206 215H207V213H206ZM218 215H219V214H218ZM229 215H230V214H229ZM246 215H247V214H246ZM261 215H262V214H261ZM22 216H23V215H21V218H22ZM34 216H35V215H34ZM40 216H41V214H40ZM84 216H85V215H84ZM93 216H94V215H93ZM97 216H98V215H97ZM97 216H96V217L94 216V217L96 218V220H98V219H97ZM113 216H114V215H112V217H113ZM118 216H119V215H118ZM142 216H143V215H142ZM197 216H199V215H197ZM219 216H223V215H219ZM235 216H236V214H235ZM241 216H242V215H241ZM255 216H256V215H255ZM258 216H259V215H258ZM10 217H11V216H10ZM135 217H136V216H135ZM147 217H149V216H147ZM242 217L247 218V220L249 219L247 216H245V214H244ZM249 217H250V216H249ZM33 218H34V217H33ZM35 218L37 219L36 216H35ZM35 218H34V219H35ZM88 218H89V217H88ZM100 218H101V217H100ZM120 218H121V217H119V219H120ZM136 218H137V217H136ZM215 218H216V217H215ZM230 218H231V216L229 217V219H230ZM237 218H238V217H237ZM244 218H243V219H244ZM252 218H253V216H252ZM263 218H264V216H263ZM106 219H107V218H106ZM123 219H124V218H123ZM132 219H133V218H132ZM142 219H143V218H142ZM144 219H145V218H144ZM206 219H207V218H206ZM218 219H219V218H218ZM224 219L227 220V217L225 218V216H224ZM231 219H232V218H231ZM254 219H255V217H254ZM96 220H95V222H96ZM107 220H108V219H107ZM136 220H137V219H136ZM149 220H150V219H149ZM204 220H205V219H204ZM225 220L222 219V225L225 224V223L223 224V221H225ZM236 220H237V219H236ZM240 220H241V219H240ZM22 221L25 222V221H27V220L24 218V220H22ZM29 221H30V223L32 222L31 220H29ZM41 221H42V219H41ZM45 221H46V220H45ZM69 221H70V220H69ZM82 221H83V220H82ZM90 221H91V220H90ZM93 221H94V220H93ZM115 221H116V220H115ZM121 221H122V219H121ZM121 221H119V222H121ZM133 221H134V220H133ZM143 221H144V220H143ZM212 221H213V220H212ZM215 221H216V220H215ZM215 221H214V222H215ZM233 221H234V220H233ZM233 221H231V222H233ZM243 221H244V220H243ZM252 221H253V220H252ZM11 222H12V221H11ZM74 222H75V221H74ZM76 222H77V221H76ZM80 222H81V221H80ZM102 222H103V221H102ZM102 222L100 223V225H98V223H99V221H98V223H97L96 225H98V226L100 227V226H102V225L104 224V222H103V223H102ZM137 222L139 223V221H137ZM210 222H211V221H210ZM225 222L227 223V222H229V221L227 220V221H225ZM231 222H229V224H230V228L232 227V226H231ZM238 222H239V220H238ZM246 222H247V221H246ZM254 222H256V221H254ZM257 222H258V221H257ZM260 222L262 223V221H260ZM19 223H20V222H19ZM45 223H46V222H45ZM121 223H122V222H121ZM124 223H125V221H124ZM129 223H130V222H129ZM145 223H146V222H145ZM204 223H205V222H204ZM215 223H216V222H215ZM25 224H26V223H25ZM67 224H69V223H67ZM73 224H75V223H73ZM77 224H78V223H77ZM91 224H92V223H91ZM94 224H95V223H94ZM107 224H108V223H107ZM112 224H113V223H112ZM119 224H120V223H118V225H119ZM218 224L220 225L221 223H218ZM235 224H236V223H235ZM237 224H238V223H237ZM245 224H246V223H245ZM38 225H39V222L37 223V226H38ZM120 225H122V224H120ZM128 225H129V224H128ZM160 225H161V224H160ZM232 225H233V224H232ZM263 225H264V224H263ZM263 225H262V226H263ZM27 226H28V231H29V230L31 231V229H29V227H30L29 224H27ZM69 226H70V225H69ZM79 226H80V224H79ZM85 226H86V225H85ZM90 226H93V225H90ZM106 226H107V225H106ZM109 226H110V225H109ZM213 226H215L214 228L218 227V226L215 225V224H214ZM242 226H244V224H243ZM252 226H253V224H252ZM259 226H260V225H259ZM35 227H36V226H35ZM93 227H94V226H93ZM96 227H97V226H96ZM99 227H97V229H99ZM110 227H111V226H110ZM112 227H113V226H112ZM128 227H129V226H128ZM132 227H134V226H132ZM177 227H178V226H177ZM205 227H206V226H205ZM209 227H211V226H209ZM228 227H229V225H228ZM236 227L239 228V225L236 226ZM263 227H264V226H263ZM31 228H32V227H31ZM38 228H39V227H38ZM38 228H37V229H38ZM91 228H92V227H91ZM107 228H108V227H107ZM116 228H117V227H116ZM121 228H122V226H121ZM137 228H138V226H137ZM139 228H140V227H139ZM178 228H179V227H178ZM214 228H213V229H214ZM218 228H219V227H218ZM241 228H242V227H241ZM257 228H258V226H257ZM261 228H262V227H261ZM26 229H27V228H26ZM46 229H47V228H46ZM126 229H127L126 231H128V228H126ZM168 229H169V228H168ZM208 229H209V228H208ZM221 229H222V228H221ZM226 229H227V227H226ZM262 229H264V228H262ZM32 230H33V228H32ZM64 230H65V229H64ZM79 230H83V229H79ZM131 230H132V229H131ZM188 230H189V229H188ZM219 230H220V229H219ZM219 230H218V232H220ZM223 230H224V229H223ZM257 230L259 231V229H257ZM36 231H37V230H36ZM70 231H71V230H70ZM77 231H78V230H77ZM95 231H96V229H95V227H94L93 233H94ZM101 231H102V230H101V228H100V233H101ZM121 231H122V229H121ZM121 231H120V234H121ZM191 231H192V230H191ZM198 231H199V229H198ZM213 231H214V230H213ZM260 231H261V230H260ZM48 232H49V231H48ZM48 232H47V233H48ZM71 232L73 233V231H71ZM78 232H79V231H78ZM89 232H90V231H89ZM102 232H103V231H102ZM108 232H109V231H108ZM115 232H116V231H115ZM117 232H118V230H117ZM122 232H123V231H122ZM158 232H159V231H158ZM185 232H186V231H185ZM200 232H201V231H200ZM218 232H217V233H218ZM232 232H233V231H232ZM262 232H263V231H262ZM28 233H29V232H28ZM30 233H31V232H30ZM84 233H85V232H84ZM105 233H106V232H105ZM141 233H142V232H141ZM141 233H140V234H141ZM191 233H192V236H193V232H191ZM202 233H203V232H202ZM80 234H81V233H80ZM91 234H92V233H91ZM94 234H96V232H95ZM131 234H132V233H131ZM147 234H148V233H147ZM184 234H185V233H184ZM194 234H195V233H194ZM27 235H28V234H27ZM82 235H83V234H82ZM109 235H110V234H109ZM112 235H113V234H112ZM121 235H122V234H121ZM125 235H128V236H129V234H126V233H125ZM141 235H143V234H141ZM141 235H140V236H141ZM185 235H187V233H186ZM254 235H255V234H254ZM24 236H25V234H24ZM65 236H66V235H65ZM65 236H64V237H65ZM73 236H74V235H73ZM106 236H107V235H106ZM128 236H126V237H128ZM130 236H131V235H130ZM145 236H146V235H145ZM150 236H151V235H150ZM187 236H189V234H188ZM187 236H186V237H187ZM199 236H200V235H199ZM69 237H70V234H69ZM69 237H68V238H69ZM78 237H79V236H78ZM89 237H90V236H89ZM92 237H93V236H92ZM120 237H121V236H120ZM132 237H133V235H132ZM134 237H135V236H134ZM147 237H148V236H147ZM155 237H156V236H155ZM161 237H162V236H161ZM167 237H168V236H167ZM174 237H175V236H174ZM177 237H178V236H177ZM182 237H183V236L179 235L178 238H180V239L177 240V241H175L173 244L171 243V244H172L171 246H172V247H174V246H175V247H179V248H181L182 250H184V249L188 250L189 248H192L191 250H194L193 244H192V246L190 245L191 241H190V240H189V242L186 241V240H188L189 237H187V238H186V237L182 238ZM211 237H212V236H211ZM263 237H264V236H263ZM27 238H29V236H27ZM27 238H26V239H27ZM32 238H33V237H32ZM68 238H67V239H68ZM81 238H82V237H81ZM128 238H129V237H128ZM165 238H166V237H165ZM185 238H186V240H185ZM191 238H192V237H191ZM198 238H199V237H198ZM198 238H197V239H198ZM19 239H20V238H19ZM109 239H110V238H109ZM129 239H130V238H129ZM132 239H133V238H132ZM149 239H150V237H149ZM152 239L155 240L156 238L154 239V237H152ZM175 239H177V238H175ZM175 239H174V240H175ZM181 239H182V241H180ZM189 239H190V238H189ZM193 239H194V237H193ZM201 239H202V238H201ZM27 240H28V239H27ZM34 240H35V239H34ZM39 240H40V239H39ZM41 240H42V239H41ZM85 240H86V239H85ZM110 240H111V239H110ZM112 240H113V239H112ZM143 240H144V239H143ZM166 240L168 241V239H166ZM194 240H195V239H194ZM203 240H204V239H203ZM254 240H255V239H254ZM24 241H25V244H26V240H25V239H24ZM24 241H23V242H24ZM32 241H33V240H32ZM66 241H68V240H66ZM69 241H70V239H69ZM69 241H68V242H69ZM87 241H88V240H87ZM157 241H158V239H157ZM208 241H209V240H208ZM39 242H40V241H39ZM122 242L124 243L125 241H122ZM152 242H153V241H152ZM213 242H214V240H213ZM251 242H252V241H251ZM256 242H258V241H256ZM17 243H18V242H16V244H17ZM29 243H30V242H29ZM70 243H72V242H70ZM148 243H149V242H148ZM148 243L146 244V246H143V250L146 249V247H148ZM2 244H3V241H2ZM74 244H75V243H74ZM88 244H89V243H88ZM125 244H126V243H125ZM125 244H124V245H125ZM154 244H155V243H154ZM253 244H254V243H253ZM263 244H264V243H263ZM27 245H28V244H27ZM127 245H128V244H127ZM127 245H126V246H127ZM202 245H203V244H202ZM24 246H25V245H24ZM28 246H30V245H28ZM36 246H37V245H36ZM40 246H41V245H40ZM113 246H114V245H113ZM131 246H132V245H131ZM150 246H151V245H150ZM153 246H154V245H153ZM157 246H158V243H157ZM196 246H197V242H196ZM249 246H250V245H249ZM249 246H248V247H249ZM257 246H258V245H257ZM12 247H13V246H12ZM30 247H31V246H30ZM37 247H38V246H37ZM44 247H45V246H44ZM166 247H167V246H166ZM198 247H200V246H197V248H198ZM259 247H260V246H259ZM4 248H5V247H4ZM16 248H17V247H16ZM49 248H50V247H49ZM73 248H74V247H73ZM132 248H133V247H132ZM151 248H152V247H151ZM163 248H165V247H163ZM170 248H171V247H170ZM242 248H243V247H242ZM253 248H254V246H253ZM255 248H256V247H255ZM7 249H8V248H7ZM23 249H24V248H23ZM25 249H26V248H25ZM29 249H30V248H29ZM70 249H71V248H70ZM75 249H76V247H75ZM137 249H138V248H137ZM256 249H257V248H256ZM30 250H31V249H30ZM131 250H132V249H131ZM143 250H142V252H143ZM166 250H167V249H166ZM24 251H25V250H23V252H24ZM83 251H85V250H83ZM129 251H130V250H129ZM147 251H150V247H149V249H148ZM152 251H154V250H152ZM169 251H170V252H169V254H170V253H171V250H169ZM189 251H190V250H189ZM198 251H199V249H198ZM3 252H4V251H3ZM6 252H7V251H5V253H6ZM15 252H16V251H15ZM17 252L19 253V252H21V250H18V248H17ZM25 252H26V251H25ZM25 252H24V253H25ZM145 252H146V251H145ZM177 252H178V253H177ZM196 252H197V251H196ZM257 252H258V251H257ZM260 252H261V251H260ZM24 253H23V255H24ZM26 253H27V252H26ZM34 253H35V251H34ZM79 253H80V252H79ZM133 253H136V252H133ZM143 253H144V252H143ZM173 253H174V254H173ZM173 253H172L171 255H175V256H177L178 259H181V258H183V256H184V258H185V260H186V259H189V256H190V254H191L192 252L190 251L189 256L187 255V257H185L186 254L184 255V253H183L182 251H181V254H179V250L177 251V249L174 248ZM175 253H176V254H179V257H180V256H181V257L179 258L178 255H176ZM241 253H242V252H241ZM253 253H255V252H253ZM262 253H264V252H262ZM15 254L17 255V253H15ZM20 254H21V253H20ZM28 254H29V252H28ZM37 254H40V253H37ZM37 254H36V255H37ZM193 254L195 255L194 252H193ZM200 254H201V250H200ZM251 254H252V253H251ZM1 255H2V254H1ZM1 255H0V256H1ZM30 255H31V254H30ZM36 255H35V257H37ZM56 255H57V254H56ZM56 255H55V256H56ZM73 255H74V253H73ZM84 255H85V257H87L88 259H92V260L94 259L93 256H91L92 258H89V256H88L89 254H86L85 252L82 254L81 257H84ZM134 255H135V254H134ZM182 255H183V256H182ZM262 255H264V254H262ZM262 255H261V256H262ZM3 256H4V255H3ZM25 256H26V255H25ZM25 256H24V257H25ZM33 256H34V255H33ZM124 256H125V255H124ZM126 256H127V254H126ZM129 256H130V255H129ZM129 256H128V259H129L128 261H130V260H131V261H132V260H135V263H137V259L135 258V256H134L133 258H132V256H130L131 259H130ZM253 256H254V254H253ZM253 256H252V257H253ZM255 256H257V255H255ZM5 257H6V256H5ZM30 257H31V256H30ZM38 257H39V255H38ZM71 257H72V256H71ZM190 257H191V256H190ZM66 258H67V257H66ZM238 258H239V257H238ZM243 258H244V257H243ZM4 259H5V258H4ZM32 259H33V258H32ZM37 259H38V258H37ZM85 259H86V258H85ZM85 259L83 260V262H85ZM253 259H254V258H253ZM255 259H256V258H255ZM1 260H2V259H1ZM1 260H0V261H1ZM259 260H261V259H259ZM262 260H263V259H262ZM89 261H90V260H89ZM131 261H130V262H131ZM179 261H180V260H179ZM245 261H246V260H245ZM263 261H264V260H263ZM83 262H82V263H83ZM130 262H129V264L132 263V262H131V263H130ZM133 262H134V261H133ZM256 262H258L257 259H256ZM248 263H249V262H248ZM252 263H254V262H252ZM258 263H259V262H258ZM261 263H264V262H261ZM86 264H91V263L89 262V263H86ZM127 264H128V263H127ZM245 264H246V263H245ZM254 264H255V263H254ZM259 264H260V263H259Z\"/></svg>",
    "mask_w": 264,
    "mask_h": 264
}]
</instances>
